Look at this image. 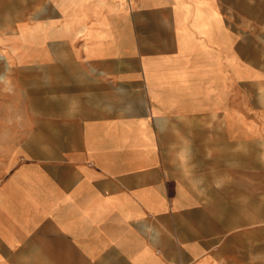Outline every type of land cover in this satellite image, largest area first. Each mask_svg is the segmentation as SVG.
I'll return each instance as SVG.
<instances>
[{
	"label": "crops",
	"instance_id": "0c3cea01",
	"mask_svg": "<svg viewBox=\"0 0 264 264\" xmlns=\"http://www.w3.org/2000/svg\"><path fill=\"white\" fill-rule=\"evenodd\" d=\"M252 9L0 0V264H264Z\"/></svg>",
	"mask_w": 264,
	"mask_h": 264
},
{
	"label": "rangeland",
	"instance_id": "374dc122",
	"mask_svg": "<svg viewBox=\"0 0 264 264\" xmlns=\"http://www.w3.org/2000/svg\"><path fill=\"white\" fill-rule=\"evenodd\" d=\"M253 35L264 45V0H252ZM248 13V11H247Z\"/></svg>",
	"mask_w": 264,
	"mask_h": 264
},
{
	"label": "built area",
	"instance_id": "2783aa9c",
	"mask_svg": "<svg viewBox=\"0 0 264 264\" xmlns=\"http://www.w3.org/2000/svg\"><path fill=\"white\" fill-rule=\"evenodd\" d=\"M171 264H177V263H171Z\"/></svg>",
	"mask_w": 264,
	"mask_h": 264
}]
</instances>
